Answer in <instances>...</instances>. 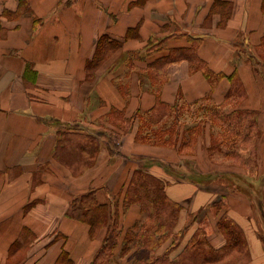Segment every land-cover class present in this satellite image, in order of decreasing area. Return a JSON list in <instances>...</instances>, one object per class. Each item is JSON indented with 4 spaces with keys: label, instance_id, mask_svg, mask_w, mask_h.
Wrapping results in <instances>:
<instances>
[{
    "label": "crops",
    "instance_id": "crops-1",
    "mask_svg": "<svg viewBox=\"0 0 264 264\" xmlns=\"http://www.w3.org/2000/svg\"><path fill=\"white\" fill-rule=\"evenodd\" d=\"M159 103L179 119L176 147L136 139L140 118ZM214 112H255L235 137L259 152L264 0H0V264H92L115 221L112 262L131 264L126 233L146 215L124 197L140 170L168 181L167 195L182 206L176 230L184 241L194 224L212 247H224L217 222L227 214L243 230L248 264H264V171L254 184L211 162L234 149L212 147ZM204 114V131L192 134ZM67 135L97 138L94 163L80 168L77 158L91 154L71 148ZM92 190L112 214L95 231L73 216L74 200ZM201 216L212 219L209 228Z\"/></svg>",
    "mask_w": 264,
    "mask_h": 264
},
{
    "label": "trees",
    "instance_id": "trees-1",
    "mask_svg": "<svg viewBox=\"0 0 264 264\" xmlns=\"http://www.w3.org/2000/svg\"><path fill=\"white\" fill-rule=\"evenodd\" d=\"M205 72L208 75L212 73L207 67ZM237 95H239L238 82L233 85L229 97L234 99L237 98ZM167 108L168 106L159 103L152 112L145 115L146 117L142 116L140 118V131L137 136L139 142L156 146L176 147L180 132L179 119L174 116V113L169 114L170 112H168ZM255 115V112H233L231 114L214 112L210 116L220 120V122L212 121L214 124L220 125V135L222 139L225 137L227 141L225 144H232L235 153L240 155L236 152L238 151L236 148L240 144L242 146L246 144L248 138L243 136L238 139L235 136H239L243 131V121L252 120ZM208 117V114L203 115L199 123L202 129L196 126L190 130L192 134L196 135V133L204 131L202 126L203 124L207 125ZM252 123L251 132L255 138L256 135H259L260 130L256 128L255 121ZM155 125H157L158 129H152ZM124 131L126 130L124 129ZM247 137L250 138V134ZM65 138L71 148L80 145L81 152L87 151L91 154V161L90 159L85 160L83 155L77 158L76 163L81 164L80 168L94 163L99 145L96 137L83 136L81 140L84 142L76 141V138L71 135H67ZM213 140L212 147L214 148ZM114 143L113 137L109 136L108 145L113 148L112 145ZM254 146L248 155V159L257 156L255 153L257 146ZM192 179L194 178L192 177ZM168 184V181L140 170L136 172L126 191L124 197L125 205L139 204L146 215V220L140 227L134 230L129 229L126 233L123 253L125 255L131 252V264H226V261L231 264L233 260L237 264H248L251 261L243 230L227 214H224L219 221V229L227 241L224 247L220 249L212 247L206 232L202 228H197L190 239L187 242L184 241L182 232L176 230L180 222L182 206L167 195L166 188ZM250 195H253L252 191ZM258 206L264 216V200L261 197L258 198ZM73 216L90 224L94 231L111 223L110 219H112L110 210H108L107 206L99 204L96 192L93 190L74 200ZM190 218L191 216H188V219ZM117 227L118 224L115 221L113 229L105 238L103 246L92 264H113V251L120 237ZM169 241L170 246L168 249L159 255L158 250L160 247ZM233 255L238 256V259H230Z\"/></svg>",
    "mask_w": 264,
    "mask_h": 264
},
{
    "label": "rangeland",
    "instance_id": "rangeland-1",
    "mask_svg": "<svg viewBox=\"0 0 264 264\" xmlns=\"http://www.w3.org/2000/svg\"><path fill=\"white\" fill-rule=\"evenodd\" d=\"M260 71L262 70V69H259ZM259 73V72H258ZM259 74H262V72L261 73H259ZM218 119V118H217ZM215 120V121H217V122H220L219 121V119L218 120ZM191 121V119L190 120H188V122H190ZM185 122V121H184ZM219 127H220V125H218ZM154 129H158V127L157 126H154ZM207 131H210V132H212L213 134H215V131L213 130H207ZM221 133H220V131L219 130H217V133L215 134L216 136H215V138H214V140H213V142H214V148L216 149V150H221V149H223L222 148V146H223V144H225V143H227V141H226V138L225 137H223V139H224V141H223V139H222V136L220 135ZM261 138V134L259 135V139ZM136 139L138 140V138L136 137ZM139 141V140H138ZM257 141H258V139H257ZM222 142H224V143H222ZM220 144V145H219ZM250 144H244L243 146L244 147H246L245 149H247L245 152H246V159L245 160H241V159H238V160H236L234 157H231L232 156V154L233 153H231V154H225V153H222V151H220L219 152V157H220V159L218 160V159H214V160H212L211 162L212 163H214L215 164V166L216 167H218V168H221V170H229V171H240L242 174H244L245 176H247V177H245L246 179H248V180H250V181H252L254 184H256V183H260V173H262L263 171H264V145H261V148H260V150H259V152H258V150L256 149V151H255V153H256V155H258V153H259V157H257V156H255V157H253V158H251V159H248L247 157H248V155H249V153L252 151V149L255 147L254 145H251V146H249ZM242 146V144H240L239 146H237V150L238 151H236V152H238V153H240V155H242L243 153H245L243 150H244V147ZM77 147H78V145H77ZM224 147H230V145H228V144H225L224 145ZM260 147V146H259ZM79 149H81V148H78V150ZM234 151V149L232 150V152ZM250 151V152H249ZM69 153L70 154H73V150H69ZM234 153H235V151H234ZM236 154V153H235ZM231 155V156H230ZM218 157V158H219ZM208 163H210V161H208V162H206V165H209ZM259 171V172H258ZM192 175V174H191ZM194 175V174H193ZM187 178H183L182 180H186ZM192 181H194V182H201V181H203V179L202 178H196V179H191ZM190 189H192V187H190ZM193 189H196V188H193ZM190 202H191V200H190ZM212 205V204H211ZM210 205V206H211ZM211 212V211H210ZM213 212L215 213V210H213ZM196 221V220H195ZM219 221L220 220H218V222H217V225L219 226ZM200 222H201V224L200 225H205V227H207V228H209L210 227V222H212V219L211 220H209V221H207L206 219H204L202 216H201V218H200ZM205 223V224H204ZM195 227V228H194ZM196 228H199L198 227V225H194V224H192V228H191V231L190 232H192L193 231V229L194 230H196ZM260 229H261V231L263 232V234H264V226H262V224H261V226L259 227ZM169 244V243H168ZM232 258H235L236 260L238 259V256H236V255H233L230 259H232ZM226 264H229V261H226ZM231 264H237V262L235 261V260H233L232 262H231Z\"/></svg>",
    "mask_w": 264,
    "mask_h": 264
}]
</instances>
